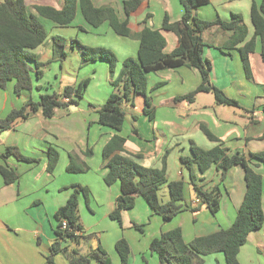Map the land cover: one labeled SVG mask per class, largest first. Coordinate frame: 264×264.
<instances>
[{"label": "crops", "instance_id": "1", "mask_svg": "<svg viewBox=\"0 0 264 264\" xmlns=\"http://www.w3.org/2000/svg\"><path fill=\"white\" fill-rule=\"evenodd\" d=\"M92 1L97 7L111 5L115 8L120 20L125 19L123 9L125 0H116L113 4L106 2L96 4L94 0ZM261 2L262 0H210L209 5L197 10V15L206 21H215L220 18L229 22L232 20L233 14H240L248 25L250 39L254 33L253 26L249 25V23L252 25L251 7L253 3L259 6ZM61 7L58 6L57 8L60 9ZM154 7L159 8L157 19ZM149 14L152 17L148 20L147 26L151 29L161 30L164 16L168 14L172 22L180 21L184 14V7L180 0H143L139 11L130 17L129 28L133 32H140L143 29L142 23ZM104 28L107 34L104 38L94 35L91 39L80 40L83 45L88 47L109 49L118 59L116 74L113 79L106 76L107 66L109 67L108 62L99 60L87 64V66L105 64L106 67H100L99 70H102L103 74L105 73L107 83L103 85V90L102 85H100L98 96L93 105L98 118L99 110L113 91V83L120 76L123 62L128 58H137L140 46L138 40L120 37L111 28ZM83 31H85L86 36L92 34V31L86 28ZM162 33L167 42L165 52L171 53L178 46V38L171 32ZM77 36L79 37L80 34L77 33ZM231 36L232 32L224 31L219 26H213L202 34L207 45L204 48V58L212 64L211 81L228 97L238 101L240 105L238 108L241 109L238 119H230L227 116V114L230 115V111L227 109L225 113L224 110L221 111L223 117L217 116L216 112L221 108V105L217 103L212 93H199L194 103L175 101L176 97L187 95L200 85L201 75L197 69L180 67L150 73L147 75L148 95L155 109L154 121H150L149 117L144 114L145 98L142 96L136 97L133 105L124 106L126 121L120 133L100 125L97 118L93 121L99 126L97 131L100 130L102 134L107 135L101 139L99 144L102 158L104 147L112 137L116 134L121 135L127 139L125 145L127 155H141L142 158L137 159V162L142 166L161 169L163 159L167 155L169 182L183 179L186 192L187 186L192 188L193 186L190 171L184 168L180 162L181 156L192 157V143L205 150H211L219 144L210 141L205 136L200 128L202 123L220 139L222 145L228 149L229 154L239 152L249 156L250 153L264 152V63L261 56V43L257 40L255 52L250 57L253 71L252 81L256 87H248L244 81L245 73L238 51L235 49L221 50ZM73 40L75 39L68 42L70 44L66 48L79 54L81 58L80 51L71 47ZM47 41L34 51L38 54L39 61L44 64L40 69L43 72L41 78L36 77L33 73L35 87L36 85L40 86L39 89L41 90L48 85V82L45 81L48 66L55 60H59L54 56L53 45L49 46ZM46 45L49 47L41 55L42 48ZM93 71L94 73L98 72L95 67ZM80 79L82 78H80L79 73L72 79L73 82L67 86L77 87ZM234 88H237L236 92H232ZM30 93L26 91L19 97L15 93L6 94V90L0 89V119L5 118L13 109L21 108L29 99H33V95ZM238 97L245 100L244 104L238 100ZM79 105L80 103L76 106ZM59 109L55 110L52 118H46L43 111L39 110L30 115L28 119L17 121L11 130L0 132V166H9L15 169L19 176L15 183L6 185L3 176L0 174V264H48L46 257L50 255L51 245L56 239L57 222L55 214L59 208L67 203L73 189H68L70 184L58 185L53 181L56 170L53 174L48 173L49 148L59 149L58 151L61 153L71 152L74 156H70V160L73 158L85 167V163L90 161L84 154L90 147L89 139L85 140L80 132L69 126L65 121L66 116L59 112ZM200 113H207L210 116L214 113L212 124L203 122L205 121L203 119H195L191 122L189 116H198ZM126 125L129 126L127 130H125ZM69 134L71 138H69ZM8 147H16L28 158L37 160L36 156L39 154L41 157L39 162L35 163L19 161L12 156L2 159L1 156ZM87 170L86 167V172ZM255 170L263 177L262 202L264 210V166L255 167ZM107 173L108 169L103 167L102 178L105 185L99 189L106 196L102 198L104 199L103 204L108 203L110 215L114 211L116 200L121 194V186L119 183L108 186L104 181ZM200 178L204 180L199 181L198 184L207 191L213 190L216 186L220 187L222 191L220 211L213 215L206 205L201 206L193 188L195 198L185 199L182 204L187 206L198 201L196 206L199 205L200 210L195 213L185 210L175 217L173 222L178 221L182 214L191 212L195 218L194 228L189 229L186 233L183 219L178 223L163 227L160 235L163 232L181 228L185 242L189 243L197 237L227 229L233 224L246 193L243 168L240 166L233 167L228 172L226 179L222 180L221 172L213 166ZM76 183L78 182L73 181L71 185H76ZM162 189L168 190L167 185ZM161 190L159 192L160 199L166 203L170 200L169 190L168 195L164 192L162 197L160 195ZM91 193L93 194L92 191ZM81 195L79 197V210L84 200H86L88 208L91 209L90 199L84 195V198L81 199ZM125 212L127 211L122 213V219L126 215ZM60 256L62 254H57L54 257L55 264L57 257ZM238 258L241 264H264V226L249 235L248 242L241 248ZM204 263L226 264V260L224 254L215 253L206 256Z\"/></svg>", "mask_w": 264, "mask_h": 264}, {"label": "trees", "instance_id": "2", "mask_svg": "<svg viewBox=\"0 0 264 264\" xmlns=\"http://www.w3.org/2000/svg\"><path fill=\"white\" fill-rule=\"evenodd\" d=\"M184 7V14L180 21L172 22L166 14L161 30L151 29L147 26L152 17L149 14L143 21V29L133 32L129 28V20L137 13L143 0H125L123 9L125 19L120 20L115 8L111 5L97 7L92 0H63V6L58 9L50 5H27L26 0H0V89L7 90L9 84L14 82V93L21 96L24 92L33 90V73L41 78L40 70L44 64L34 51L42 46L49 34L40 22L43 18L57 27H70L80 13L84 22L92 29H99L108 24L113 32L124 38L136 39L140 46L137 58H128L122 64V71L118 80L113 83V91L105 104L99 110L98 123L120 133L126 121L125 105H133L136 97L145 98L144 114L151 121L155 119V109L148 95L147 75L168 69L180 67L195 68L200 72V85L187 95L175 98L176 102L194 103L199 93H212L218 104L229 107H239L238 101L228 97L223 90L217 88L211 81L212 64L204 58V48L207 46L202 34L213 26H219L224 31L232 32L231 38L221 50L238 51L243 70L247 79H253L250 57L255 52L257 40L261 43V56L264 63V0L258 6L253 3L251 7V23L254 29L249 39V29L240 14H233L232 20L227 22L218 18L215 21H206L199 18L197 10L210 4V0H180ZM28 8L31 13L28 14ZM81 30L85 28L81 27ZM162 32H171L178 38V46L166 53V39ZM54 56L65 60V48L68 40L54 36L51 38ZM71 47L81 53L82 65L104 60L109 63L110 77L116 74L118 59L116 55L106 48H93L83 45L77 39L71 42ZM34 65V66H33ZM89 80L83 81L79 86H66L61 94L42 95L35 102L29 99L21 108L13 109L5 118L0 119V132L9 131L17 121L26 120L30 115L43 111L46 118H52L57 108L76 106V98L83 97L89 85ZM64 99H69L65 102ZM202 132L210 141L219 143L211 150H205L194 143L191 145L192 157H181L180 162L190 171L191 184L200 204L206 205L213 215L221 209L222 191L219 186L207 191L198 182L213 166L221 172L225 180L228 172L236 166L243 168L245 173L246 193L239 207L236 219L227 228L213 234L197 237L186 243L181 228L163 232L155 238L150 249L155 253L160 264H203L204 258L215 253L225 256L226 264H241L239 253L247 244L252 232L264 226L263 210V177L256 172L255 167L264 166V152L250 153L246 156L236 152L229 154L228 149L222 145L219 138L212 134L205 124H201ZM127 139L121 135H114L103 150V167L108 169L104 181L108 186L119 183L121 194L116 200V207L110 213V218L123 225L122 213L135 208L136 200L142 197L148 204L153 215L159 216L163 221L173 220L185 210L193 213L200 210V206L191 203L183 206L185 201V183L183 179L169 182L167 177V155L163 159L161 169L148 168L137 162L141 155H127L125 150ZM86 156H92L93 150L88 149ZM15 157L19 161L35 163L39 160L28 158L21 154L16 147H8L1 158ZM60 160V152L50 147L48 150L47 171L53 174ZM69 173H84L86 167L71 158L67 167ZM0 174L5 184L10 185L18 179V173L9 166H0ZM167 185L170 200L163 203L160 199V190ZM74 189L67 203L58 209L55 214L57 222L55 228L56 239L51 245L50 255L46 258L48 264H55L54 257L63 254L69 264H112L110 257L99 246L92 249L87 255L78 250L70 253L65 243L68 241L77 245L83 239L84 228L79 216V197L83 194L87 199L89 190L82 186H72ZM66 223V227L63 226ZM135 228L142 231L138 225ZM116 250L122 264H128L131 253L129 243L121 239L116 244Z\"/></svg>", "mask_w": 264, "mask_h": 264}, {"label": "rangeland", "instance_id": "3", "mask_svg": "<svg viewBox=\"0 0 264 264\" xmlns=\"http://www.w3.org/2000/svg\"><path fill=\"white\" fill-rule=\"evenodd\" d=\"M94 1L96 4H101L102 2L113 4V2H115L116 0H102V1L94 0ZM26 3L28 7L29 6L32 7L33 5H37V4L50 5L56 8L58 6H63V0H26ZM154 9H155L154 12H156L155 17L157 19L158 17L157 11H159V8L154 7ZM27 11L28 14L31 13L29 8ZM39 20L44 25V27L46 28L49 34L47 41L49 42L48 43L49 46H52L51 38L54 36L63 37L68 41H70L71 39H77L78 41L85 38L91 39L94 37V35H99L98 36L99 38H104L107 35L104 30L105 29L104 27H106V29L110 28L108 24H105L106 26L104 25L101 28L94 30L84 22L80 13H78L76 20L68 28L57 27L52 22L45 20L43 18H39ZM249 25L252 26L250 23ZM81 27L86 28L89 31H92L91 32L92 34L86 36L85 31L81 30ZM58 28L60 29L57 30ZM77 33L80 34L79 37L77 36ZM49 46L46 45L42 48L43 50L41 51V55L42 53H44L46 49H48ZM65 53L67 55L65 60H55L52 64L48 66L45 76V81L48 82V85L43 87V89L41 90L39 89L40 86L36 85L35 87L36 83L33 82L34 87L30 93L33 95V100L37 102L41 99V95L61 94L64 91L65 86L70 85L71 82H73L72 79H74L79 73H80V78L82 79H80L77 86H79L85 80L90 81L88 85V89L84 93L83 97L76 98L78 103H80L79 106L63 107L58 110L59 112H61L66 116L65 121L66 123H68L69 126H72L74 129L80 132L83 135V138H85V140L89 139L90 141L89 148L93 150L92 156H86V158L90 160L88 163H85L88 170L87 172L81 174H71L67 171V167L70 161V156H74V155L68 151H65L63 153H61L60 151V160L58 163V167L56 169V173H55L56 176L53 181H55V183H57L58 185L64 183L70 184V186H68V189L70 188L72 189V186H75V185H71L73 181L78 182L76 183V186H82L86 188L89 187L90 194L88 196V199H90L91 201V209L88 208L86 204V200H84V202H82L81 204V209L79 210V216L84 228L83 231L84 235L89 236V239L87 240L83 239L80 245H77L70 241H68V243H65L64 245L68 246L70 253H72L74 250L79 249V252L83 255H87L92 249H97L99 246H101L102 249L110 257L112 264H122L116 250V244L121 239H125L129 243L131 248L128 264H160V260L158 256L155 253H153L150 249L151 242L155 238H159L161 236L160 233L163 227H168L172 223L173 224L178 223L183 219L185 221V225H184L185 232L187 233L189 229L194 228L195 225L194 215L191 212H186V214L185 213L182 214L180 216L181 218H179V220L176 222H173V220L170 222H165L163 221L162 218L158 216H153L145 200L142 197H138L136 200L135 209L132 211L125 212L126 215L122 219L123 220L122 226H120V224L117 221H114L111 218H109V209L107 206L108 203L106 202L105 204H103L104 199H102L106 196L99 189L102 185H105L102 178L103 158H102V151L99 148L100 147L99 144L101 139H103L107 135L102 134L100 130L97 131L99 126L97 123L93 122L98 118L93 107L95 102L94 100L98 96V89L100 85H102V90H103L104 88L103 85L107 83L105 73L103 74V72H101L102 70L99 69H101L100 67H104V68L106 67L105 64H101L100 66L98 64H94L98 66L82 65V60L80 58V55L77 53H73L69 48H65ZM94 67L95 69L97 68L98 70L97 73H94L93 71ZM106 76L110 77V71L108 66H107ZM244 79L248 87H256L252 80L247 79L246 76L244 77ZM260 89H263V87H260ZM13 91H14V82L9 84V87L6 90V94L14 93ZM234 91L236 92L237 88H234L232 92ZM238 100L243 104L245 102L244 99L239 98ZM221 108L216 112L217 116L223 117L221 116V111L224 110L225 113L226 109L227 111H230V115L227 114V116L230 119L232 118V120L238 119V115L241 114L240 113L241 109L238 107H229V106L221 105ZM199 115H203V116L200 117ZM199 115L198 116L193 115L192 117L189 116L191 122L194 121L195 119H200V120L203 119L205 120L203 122H208L212 124V120L214 119L212 117L215 116L214 113H212L211 116L208 115L207 113H200ZM128 127L129 126L126 125L125 130H127ZM105 129L107 130L108 128ZM69 138H71L70 134H69ZM21 154L25 156L24 153L21 152ZM84 154L86 155L85 152ZM36 157L37 160H39L41 154L37 155ZM73 191L74 190L72 189V193ZM91 191L93 192V194L91 193ZM164 192H166L165 194L168 195V190L162 189L160 193L161 197ZM81 196H82L81 199H83L84 196L83 195ZM191 198H195L194 191L192 187L187 186L185 192V199L189 200ZM135 224L138 225L142 229V231L135 228L134 227ZM205 259L206 257L204 258V261ZM56 264H69V261L62 254V256L57 257ZM91 264H96V263L93 261L91 262ZM203 264H207V263L203 262Z\"/></svg>", "mask_w": 264, "mask_h": 264}, {"label": "built area", "instance_id": "4", "mask_svg": "<svg viewBox=\"0 0 264 264\" xmlns=\"http://www.w3.org/2000/svg\"><path fill=\"white\" fill-rule=\"evenodd\" d=\"M65 102H69V99H64ZM193 204H198V201H194ZM63 226L66 227V223H63Z\"/></svg>", "mask_w": 264, "mask_h": 264}]
</instances>
